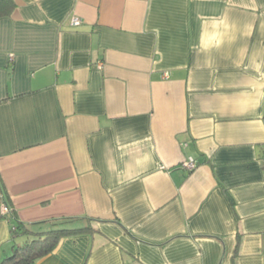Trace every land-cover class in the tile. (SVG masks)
I'll use <instances>...</instances> for the list:
<instances>
[{
	"label": "crops",
	"instance_id": "1",
	"mask_svg": "<svg viewBox=\"0 0 264 264\" xmlns=\"http://www.w3.org/2000/svg\"><path fill=\"white\" fill-rule=\"evenodd\" d=\"M16 3L0 263L4 201L36 232L96 220L37 264H264V0Z\"/></svg>",
	"mask_w": 264,
	"mask_h": 264
},
{
	"label": "trees",
	"instance_id": "2",
	"mask_svg": "<svg viewBox=\"0 0 264 264\" xmlns=\"http://www.w3.org/2000/svg\"><path fill=\"white\" fill-rule=\"evenodd\" d=\"M17 7L16 0H0V18L12 17ZM8 219L12 222V247L0 264H37L41 259L54 253L64 237L94 231L93 224L96 222L95 219H86L83 226L71 227V224L79 222L80 219L63 218L52 221L54 227L50 230L36 232L30 225L18 221L13 209Z\"/></svg>",
	"mask_w": 264,
	"mask_h": 264
},
{
	"label": "built area",
	"instance_id": "3",
	"mask_svg": "<svg viewBox=\"0 0 264 264\" xmlns=\"http://www.w3.org/2000/svg\"><path fill=\"white\" fill-rule=\"evenodd\" d=\"M73 24L74 25H78L80 24V20L78 18H75L73 20ZM102 66V65H101ZM183 168H185L186 170L188 171H194L196 168H197V162L194 158H190L188 159L184 164H183ZM4 196V195H2ZM1 213H2V216H4L5 218H9V216L11 215L12 213V209L9 207V205L3 201L2 203V207H1Z\"/></svg>",
	"mask_w": 264,
	"mask_h": 264
}]
</instances>
